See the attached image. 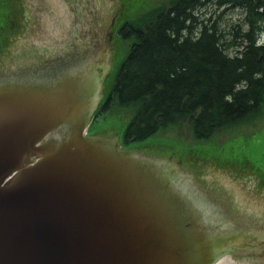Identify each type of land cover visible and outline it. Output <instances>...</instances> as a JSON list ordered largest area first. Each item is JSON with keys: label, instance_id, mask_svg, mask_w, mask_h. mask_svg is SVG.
<instances>
[{"label": "water", "instance_id": "1", "mask_svg": "<svg viewBox=\"0 0 264 264\" xmlns=\"http://www.w3.org/2000/svg\"><path fill=\"white\" fill-rule=\"evenodd\" d=\"M15 9L0 43V264H213L237 238L214 210L253 244L228 264H264V224L217 190L225 183L264 211V189H248L263 180L86 128L117 0H15Z\"/></svg>", "mask_w": 264, "mask_h": 264}, {"label": "trees", "instance_id": "2", "mask_svg": "<svg viewBox=\"0 0 264 264\" xmlns=\"http://www.w3.org/2000/svg\"><path fill=\"white\" fill-rule=\"evenodd\" d=\"M206 1L174 0L143 24L120 30L123 37H134L110 93L122 106H137L124 131L126 143L180 121L193 126L197 139H209L260 111L264 43L258 35L264 29V0H218L246 13L234 53L227 50L233 42L224 40L212 19L199 20L197 10Z\"/></svg>", "mask_w": 264, "mask_h": 264}, {"label": "rangeland", "instance_id": "3", "mask_svg": "<svg viewBox=\"0 0 264 264\" xmlns=\"http://www.w3.org/2000/svg\"><path fill=\"white\" fill-rule=\"evenodd\" d=\"M173 1L117 0V35L91 99L89 131L157 158L253 175L264 180V171H261L264 169V102L259 112L220 128L209 139H197L193 126L180 121L144 140L126 143L124 131L137 106H122L112 96L107 109L96 116L134 41L133 36L123 37L122 27L143 24L154 10L168 7ZM15 12V0H0V43ZM197 15L202 22L212 19L225 35L224 40L233 42L228 52L237 50L234 44L240 40L238 26L244 22L245 11L231 5L222 6L218 0H208L197 10ZM258 40L264 41V29Z\"/></svg>", "mask_w": 264, "mask_h": 264}, {"label": "flooded vegetation", "instance_id": "4", "mask_svg": "<svg viewBox=\"0 0 264 264\" xmlns=\"http://www.w3.org/2000/svg\"><path fill=\"white\" fill-rule=\"evenodd\" d=\"M32 1L34 4L38 5V0H32ZM37 9H38V6H37ZM34 81L38 82V78H36V80H33V82ZM262 162L264 163V158L262 159ZM261 171H264V169H261ZM217 187H218L217 190L220 196H222L223 198H226L229 204L230 202H233V205H235L236 208L238 207V209L240 210V213L245 214V217H246L244 218L245 221L253 222V220H255L256 222L260 224H264V211L257 210V207L255 206L254 201H250L247 203L241 202L237 194L230 193V188L225 183H221V184L219 183L217 184ZM254 188L258 189L259 191L264 189V180L259 183L249 182L248 189H254ZM251 193L252 192H247V195L249 197H252ZM199 195H201L200 192H199ZM197 200L200 202V204L202 205L204 204L201 197L198 196ZM205 207H206V204H205ZM205 207H203L204 210H205ZM211 216L217 221L225 222L224 224L226 226L228 225L230 229L234 228V226L228 223L229 218L226 221L225 214L221 213L220 211L217 213V211L214 210V213L211 214ZM234 233H235V236L237 237L235 244L229 245L226 252L224 253V254L227 253V255L230 256L229 261H227L228 263L234 262V258H236L240 253L246 252L247 248L253 245L252 243H248V240L245 241V236H249L248 232L245 229H242V230L237 229L234 231ZM259 247H260V250H264V245H260Z\"/></svg>", "mask_w": 264, "mask_h": 264}, {"label": "bare ground", "instance_id": "5", "mask_svg": "<svg viewBox=\"0 0 264 264\" xmlns=\"http://www.w3.org/2000/svg\"><path fill=\"white\" fill-rule=\"evenodd\" d=\"M262 143H263V142H262ZM262 143H261V144H262ZM261 144H260V145H261ZM260 145H259V146H260Z\"/></svg>", "mask_w": 264, "mask_h": 264}]
</instances>
